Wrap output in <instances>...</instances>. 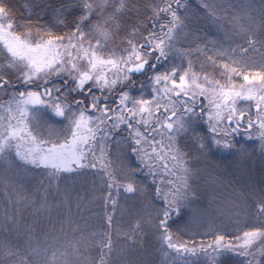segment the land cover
I'll list each match as a JSON object with an SVG mask.
<instances>
[{
  "label": "snow or ice",
  "instance_id": "6c2138e0",
  "mask_svg": "<svg viewBox=\"0 0 264 264\" xmlns=\"http://www.w3.org/2000/svg\"><path fill=\"white\" fill-rule=\"evenodd\" d=\"M0 264H264V0H0Z\"/></svg>",
  "mask_w": 264,
  "mask_h": 264
},
{
  "label": "rangeland",
  "instance_id": "374dc122",
  "mask_svg": "<svg viewBox=\"0 0 264 264\" xmlns=\"http://www.w3.org/2000/svg\"><path fill=\"white\" fill-rule=\"evenodd\" d=\"M229 163L231 164V161H229ZM210 195H215V197L217 199H222L223 197H226L228 195V192L226 190H216L215 192H212V190H209ZM210 198V197H209ZM206 198V203L208 202V199ZM197 239H200L199 237Z\"/></svg>",
  "mask_w": 264,
  "mask_h": 264
}]
</instances>
